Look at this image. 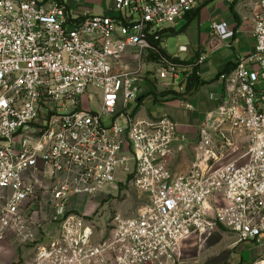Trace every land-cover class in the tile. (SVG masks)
<instances>
[{
	"label": "built area",
	"instance_id": "built-area-1",
	"mask_svg": "<svg viewBox=\"0 0 264 264\" xmlns=\"http://www.w3.org/2000/svg\"><path fill=\"white\" fill-rule=\"evenodd\" d=\"M204 1L112 0L111 13L97 14L67 0H0V264H23L5 259L6 243L32 246L27 264H175L191 236L216 228L239 243L262 241L264 0L255 48L223 76V96L198 127L204 147L186 173L169 167L178 123L137 113L148 71L162 88H184L187 67L151 39ZM211 30L233 38L227 22ZM132 49L136 66L124 70L118 59ZM209 129L221 149L208 147ZM241 141L242 153L227 160ZM128 180L145 203L132 217L116 215L110 237L94 242L73 202ZM43 210L52 217L40 220ZM252 264H264V252Z\"/></svg>",
	"mask_w": 264,
	"mask_h": 264
},
{
	"label": "crops",
	"instance_id": "crops-1",
	"mask_svg": "<svg viewBox=\"0 0 264 264\" xmlns=\"http://www.w3.org/2000/svg\"><path fill=\"white\" fill-rule=\"evenodd\" d=\"M212 6L214 8L210 11L209 8ZM259 9L260 0H205L193 11L195 16L187 28L181 31H187L194 23L197 26V39L190 41L189 45L180 44L187 45V52H178L177 54L168 52L165 44L168 36L164 37L162 48L167 54L187 61L192 60L198 65V73L201 78L209 81L190 95L186 94L173 98H168L169 95H159L157 100L152 94L148 95L137 109L140 117L155 118L169 115L178 123L179 140L174 144V153L169 162V167L176 174H183L189 170L188 164L185 162L187 159L185 157L186 151L183 150L185 139L195 137L197 128L206 122L207 114L222 98L224 91L223 76L235 68L239 56L254 50L256 44L254 22L255 14ZM222 16L224 17L221 21L214 20V18ZM185 19L188 22L187 17ZM222 22L229 23V30L233 31L231 41H229L230 39L222 40L215 36L211 30L212 24ZM171 28L177 31L176 26ZM178 33L177 31L170 36ZM235 41L240 42L237 49L234 45ZM220 53L222 54L220 55ZM192 68L193 65L188 66L187 71L191 72ZM227 68L231 70L222 73ZM258 88L264 89V80L260 82ZM187 105L192 106V108H187ZM76 202L73 203L76 204ZM2 252L5 259L11 263L18 261L24 255V251L16 249L12 243H6ZM241 260L244 261L243 257L239 259V261Z\"/></svg>",
	"mask_w": 264,
	"mask_h": 264
},
{
	"label": "rangeland",
	"instance_id": "rangeland-1",
	"mask_svg": "<svg viewBox=\"0 0 264 264\" xmlns=\"http://www.w3.org/2000/svg\"><path fill=\"white\" fill-rule=\"evenodd\" d=\"M73 6L80 11L89 10L97 14L111 13L112 0H67ZM214 6L210 7L212 11ZM222 17L214 18L215 21H221ZM187 21L185 18L177 22L176 30L179 32L177 35L168 36L165 40L166 48L168 52L177 54L178 47L180 44H190V41L197 39V26L192 24L187 31L181 32V29L186 25ZM231 41V39L229 40ZM240 42L234 43L237 49ZM132 51V52H131ZM127 51L125 54L119 57V67L124 70L134 69L136 61L138 59V52L135 49ZM222 53H220L221 55ZM147 57V55L145 56ZM154 56L150 55L147 59H153ZM156 61L157 58L155 57ZM159 62V61H158ZM158 79L155 78L154 71H148L145 75L144 91L142 95L146 94L153 95L154 93H146L152 90L160 93L164 90H173L179 92L176 97L183 96L185 88L176 90V88H162L160 87ZM181 94V95H180ZM175 95L170 94L168 98H173ZM95 108V106H94ZM208 136L214 140L215 144H209V148H222L223 140L218 136L214 129H209ZM186 138V137H185ZM185 145L183 150L186 151L185 162L188 167H191L192 162L198 152H202L204 147V139L201 138L200 129L197 128L195 137H187L185 139ZM246 142L241 141L235 147L229 149L227 160L234 159L237 155L241 154L244 150ZM183 163V161L180 159ZM146 194L139 191L129 180L125 182H118L116 186L106 188L101 194L91 195L88 198L83 197L77 200V209H74V213H78L84 216L94 230V242L106 240L110 237V230L112 228L111 222L116 215L123 217H132L136 215L138 209L145 203ZM40 220H45L53 215L51 210H43L39 214ZM49 227V224L44 222L43 226L40 227V234H43V230ZM25 247L20 248L25 254L32 251V246L24 244ZM264 252V236L261 242L246 241L238 242V237L235 233L225 228H216L212 232L203 233L199 236H191L188 243L182 250L180 259L175 264H236L239 263V259H242L246 264H252L253 261L259 256L260 253ZM20 261L23 264H27L31 261L30 257H22ZM242 261V260H241ZM15 264V263H14Z\"/></svg>",
	"mask_w": 264,
	"mask_h": 264
},
{
	"label": "trees",
	"instance_id": "trees-1",
	"mask_svg": "<svg viewBox=\"0 0 264 264\" xmlns=\"http://www.w3.org/2000/svg\"><path fill=\"white\" fill-rule=\"evenodd\" d=\"M195 16V14H193V12L187 14V19H188V22L187 24L181 29V31H184L187 26L190 24L192 18ZM174 33H177V31H175L174 29L172 28H168L166 30H164L162 33H161V38L159 40H155L154 38L151 39V42L153 43L154 46L158 47L161 52H163L167 57H169L170 59H172L174 62H177V63H180V64H183L185 65L186 67L190 66V65H193V68H192V71L191 72H188V71H185V77L184 79H182L180 81V85L181 86H184L185 88V92H183L182 94H193L194 92L197 91V89L201 86V85H204L206 83H208L209 81L208 80H205V79H202L201 76L199 75L198 73V65L195 64V62H192V60L190 61H187V60H184V59H181L177 56H171L169 54H167L164 49L162 48V41L164 39V37L166 36H170ZM155 59V56L154 58ZM231 69L230 68H227L225 69L222 73H227L229 72ZM150 94L151 93H154L155 95V100H157L158 96L161 95V96H166V95H170V94H174L175 96H177L176 94H179V92H176V91H173V90H164L160 93H157L156 91L152 90L151 92H149ZM181 95V94H180ZM174 96V97H175ZM146 97V94L144 95H141L139 101H138V106L142 103L143 99Z\"/></svg>",
	"mask_w": 264,
	"mask_h": 264
},
{
	"label": "water",
	"instance_id": "water-1",
	"mask_svg": "<svg viewBox=\"0 0 264 264\" xmlns=\"http://www.w3.org/2000/svg\"><path fill=\"white\" fill-rule=\"evenodd\" d=\"M183 78H184V73L181 74L180 79H183ZM181 264H186V263H181Z\"/></svg>",
	"mask_w": 264,
	"mask_h": 264
}]
</instances>
